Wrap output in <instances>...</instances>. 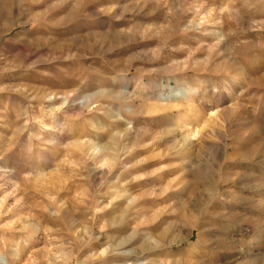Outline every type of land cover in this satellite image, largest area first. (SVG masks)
I'll use <instances>...</instances> for the list:
<instances>
[{"label":"rangeland","instance_id":"374dc122","mask_svg":"<svg viewBox=\"0 0 264 264\" xmlns=\"http://www.w3.org/2000/svg\"><path fill=\"white\" fill-rule=\"evenodd\" d=\"M263 150L264 0H0V264H264Z\"/></svg>","mask_w":264,"mask_h":264},{"label":"bare ground","instance_id":"6f19581e","mask_svg":"<svg viewBox=\"0 0 264 264\" xmlns=\"http://www.w3.org/2000/svg\"><path fill=\"white\" fill-rule=\"evenodd\" d=\"M206 14V13H205ZM207 16V15H206ZM209 21H215V24H218V22L219 23H222V17H213V16H211V19L209 20ZM216 39L217 40H219L220 41V35H217L216 36ZM217 87V86H216ZM201 86L200 85H196V86H193L191 89H192V91H194L193 93H191L190 94V96L188 97V98H186L185 100H186V102L188 103V104H191V105H193V104H195V98L198 96V94H199V90H201ZM218 88V87H217ZM150 89V88H149ZM208 90H209V88H207ZM207 89H203V90H207ZM215 89V88H214ZM151 90V89H150ZM198 90V91H197ZM191 91V90H190ZM213 91H215V90H213ZM216 93V92H215ZM198 98V97H197ZM196 98V99H197ZM169 99V98H168ZM200 99V98H199ZM165 100V99H164ZM201 101V100H200ZM203 101V100H202ZM199 104V103H198ZM179 104H177V106H173V108H179V106H178ZM155 108V112H156V115H155V118H158V117H166L167 119L169 118V117H171L173 120L174 119H177L178 117H180L182 114H181V112L180 111H174V110H171V111H169V112H167V113H165L164 115L163 114H157V113H159L161 110H163V109H161V107H159V106H155L154 107ZM173 108H170V109H173ZM211 114H214L213 113V111H212V113ZM221 114V112L220 113H218V115H220ZM183 117H186L185 119L183 118V122L185 121L186 123H187V126L190 128V126L191 125H193V127H194V125L198 122V119H191V118H189V117H187V116H185V114L183 115ZM176 121V120H175ZM178 121V120H177ZM198 124V123H197ZM57 127V126H56ZM197 128H198V126H197ZM183 129V128H182ZM50 134V133H49ZM199 134H200V129L198 128L197 130H195V131H193L192 133H188L187 135H185L184 136V143H185V141H191V139L192 138H196V137H198L199 136ZM161 138V137H160ZM163 138V137H162ZM181 145V144H180ZM188 146V145H187ZM208 148V147H207ZM223 148V147H222ZM113 150V149H112ZM264 151V150H263ZM182 154V153H181ZM260 154V153H259ZM226 155V154H225ZM222 157V156H221ZM219 159V158H218ZM252 159V158H251ZM221 160V159H220ZM48 161V160H47ZM195 162V161H194ZM198 162V161H197ZM252 162V161H251ZM254 163V162H253ZM257 164V163H256ZM263 168V167H262ZM255 173V172H254ZM261 182V181H260ZM264 182V181H263ZM242 186V185H241ZM255 187V186H254ZM222 190V189H221ZM251 191V190H250ZM222 192H223V190H222ZM255 192V191H254ZM258 192V191H257ZM264 194V193H263ZM220 195V194H219ZM223 195V194H222ZM235 204V203H234ZM259 217V216H258ZM242 232V231H241ZM229 240L231 241V238H229ZM233 240V239H232ZM234 241V240H233Z\"/></svg>","mask_w":264,"mask_h":264}]
</instances>
